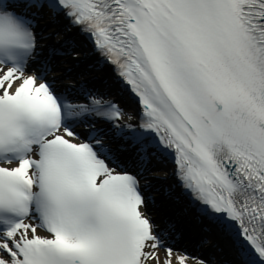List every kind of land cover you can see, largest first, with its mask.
I'll return each instance as SVG.
<instances>
[{"label":"snow or ice","instance_id":"1","mask_svg":"<svg viewBox=\"0 0 264 264\" xmlns=\"http://www.w3.org/2000/svg\"><path fill=\"white\" fill-rule=\"evenodd\" d=\"M154 180L264 264V0H0V264H215Z\"/></svg>","mask_w":264,"mask_h":264},{"label":"bare ground","instance_id":"2","mask_svg":"<svg viewBox=\"0 0 264 264\" xmlns=\"http://www.w3.org/2000/svg\"><path fill=\"white\" fill-rule=\"evenodd\" d=\"M84 63H88V61H85ZM86 65V64H85ZM127 110H129V109H127ZM130 112V111H129ZM206 238H209L208 236H206Z\"/></svg>","mask_w":264,"mask_h":264}]
</instances>
